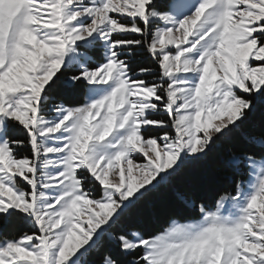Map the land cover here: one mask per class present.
<instances>
[{"label": "snow or ice", "instance_id": "snow-or-ice-1", "mask_svg": "<svg viewBox=\"0 0 264 264\" xmlns=\"http://www.w3.org/2000/svg\"><path fill=\"white\" fill-rule=\"evenodd\" d=\"M260 110L264 0H0V264H264V130L199 218L120 227Z\"/></svg>", "mask_w": 264, "mask_h": 264}, {"label": "trees", "instance_id": "trees-1", "mask_svg": "<svg viewBox=\"0 0 264 264\" xmlns=\"http://www.w3.org/2000/svg\"><path fill=\"white\" fill-rule=\"evenodd\" d=\"M139 65L154 67L147 57L137 61L133 68L137 69ZM78 99L82 104L84 95L80 94ZM261 130H264V110L258 111L254 119L245 122L233 137L218 142L206 158L186 165L180 175L172 178L167 185L161 186L139 205L120 227L124 229L136 227L149 234H157L172 220L198 218V210L190 208L183 197H199L208 206H213L217 190L227 183L225 175L229 174V170L224 167V161L228 159L234 144ZM193 177L197 179L193 181ZM16 231L15 228L10 230L13 234ZM113 251L114 246L106 240L99 250L93 253V264H101L105 255Z\"/></svg>", "mask_w": 264, "mask_h": 264}, {"label": "rangeland", "instance_id": "rangeland-1", "mask_svg": "<svg viewBox=\"0 0 264 264\" xmlns=\"http://www.w3.org/2000/svg\"><path fill=\"white\" fill-rule=\"evenodd\" d=\"M127 38L132 39V38H141V37H140L139 34H131V35H128ZM101 55H102V53H101ZM143 58H145V57H143V56H138V57H136L135 61L133 62V65H134L137 61H139V60H141V59H143ZM133 65H132V66H133ZM17 135H18L19 138H21V139L24 138V134H23V133H18ZM25 154H29V153L27 152V150L25 151ZM246 178H247V177H246ZM246 178H245V179H246ZM198 218H199V217H198ZM176 221H177V222H180V223H184V222H187L188 220H185V221H178V220H176ZM171 222H172V221H170L169 224L167 225V227H165L161 232H159V233H157V234H161V233H163L164 230H165L166 228H168V227L171 225Z\"/></svg>", "mask_w": 264, "mask_h": 264}]
</instances>
